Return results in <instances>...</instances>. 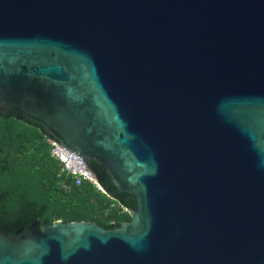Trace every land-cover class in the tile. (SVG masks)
I'll return each mask as SVG.
<instances>
[{
  "label": "water",
  "instance_id": "obj_1",
  "mask_svg": "<svg viewBox=\"0 0 264 264\" xmlns=\"http://www.w3.org/2000/svg\"><path fill=\"white\" fill-rule=\"evenodd\" d=\"M10 111L136 208L0 227V264H264V0H0Z\"/></svg>",
  "mask_w": 264,
  "mask_h": 264
},
{
  "label": "trees",
  "instance_id": "obj_2",
  "mask_svg": "<svg viewBox=\"0 0 264 264\" xmlns=\"http://www.w3.org/2000/svg\"><path fill=\"white\" fill-rule=\"evenodd\" d=\"M45 136L49 135L40 124L23 121L22 115L15 111L0 115V138L6 145L5 153L13 154L9 159L6 155V160H0V227L3 231L15 234L19 229L26 230L35 220L43 227L45 223H53L54 217L67 223L96 221L106 229L130 220L128 212L123 211L118 215L113 210L108 216L116 218L114 224L96 218L95 213L105 206L107 193L116 191L106 169L96 163L90 166L106 193L90 183L81 187L72 186L70 191L64 192L57 179L59 163L51 158ZM20 149L24 153L27 151V156L18 160L16 152ZM36 151L42 153L43 168L36 169ZM51 190L58 193L59 198L52 200ZM115 194V201L121 207L136 208L134 200H126L127 194Z\"/></svg>",
  "mask_w": 264,
  "mask_h": 264
},
{
  "label": "built area",
  "instance_id": "obj_3",
  "mask_svg": "<svg viewBox=\"0 0 264 264\" xmlns=\"http://www.w3.org/2000/svg\"><path fill=\"white\" fill-rule=\"evenodd\" d=\"M48 138L49 136H45L44 141L47 143L51 158L59 163L57 179L64 192L70 191L72 186L81 187L85 183H90L104 193L100 184L85 171L87 165L81 157ZM124 211L127 212V209L124 208Z\"/></svg>",
  "mask_w": 264,
  "mask_h": 264
},
{
  "label": "rangeland",
  "instance_id": "obj_4",
  "mask_svg": "<svg viewBox=\"0 0 264 264\" xmlns=\"http://www.w3.org/2000/svg\"><path fill=\"white\" fill-rule=\"evenodd\" d=\"M5 148H6V145H5L4 141L0 138V160H4L6 158V155H7V159H9V157L11 158V156L13 155V154H10L8 152L5 153ZM26 154H27V151H25V153H24V151L20 149L16 152V158L18 160L22 159L25 156H27ZM27 158H29V157H27ZM35 166H36V169L44 167L43 157H42V153L40 151L39 152L36 151ZM50 192H51L52 200L59 198L58 193H56L54 190H51ZM111 210H113L115 213H117L119 215L124 211V208L121 207V205L119 203H117L114 199H112L111 197L108 196L105 200V206L101 207L97 211V213H95L96 218L100 219V220L107 221L109 224L110 223L114 224L116 222V218L111 217L110 215H109L110 217L108 216V214L110 213ZM53 220H54V222L57 220L62 221V219H59L56 217H54ZM125 221H129V220H125ZM94 222H96V221H94Z\"/></svg>",
  "mask_w": 264,
  "mask_h": 264
},
{
  "label": "flooded vegetation",
  "instance_id": "obj_5",
  "mask_svg": "<svg viewBox=\"0 0 264 264\" xmlns=\"http://www.w3.org/2000/svg\"><path fill=\"white\" fill-rule=\"evenodd\" d=\"M115 193H118L117 191H115V192H113L112 194H114L115 196H116V194ZM126 200H131L130 198H127ZM20 230V229H19ZM18 231V230H17ZM16 233V232H15Z\"/></svg>",
  "mask_w": 264,
  "mask_h": 264
}]
</instances>
